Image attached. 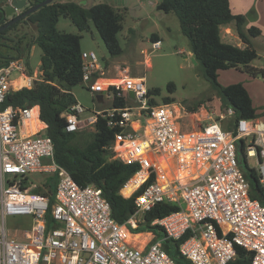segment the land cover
Listing matches in <instances>:
<instances>
[{"label": "built area", "instance_id": "obj_1", "mask_svg": "<svg viewBox=\"0 0 264 264\" xmlns=\"http://www.w3.org/2000/svg\"><path fill=\"white\" fill-rule=\"evenodd\" d=\"M160 45V40L152 43L154 49ZM82 62V84L96 108L85 116L87 109L74 104L62 114L66 130L95 129L102 119L115 131L113 158L140 165L133 176L140 179L137 187L128 196L121 190L123 196L153 180L136 195L131 217L118 223L100 187L80 186L56 162L38 105L0 109V264H177L163 242L188 232L179 248L191 264H229L237 257L236 246L252 252L251 264H264V205L250 195L238 151L244 139L246 159H258L264 185V123L259 118L235 121V109L222 105L218 114L206 109L200 125L185 121L190 112L173 102L159 103L144 77L109 78L94 52L83 51ZM41 74H29L22 59L1 67L0 104L9 91L32 88ZM122 98L125 104L116 105ZM33 174L57 177L51 210L49 198L33 192ZM162 202L180 207L151 223L164 237L134 232ZM12 215L32 218L22 240L10 234L7 218ZM139 215L143 222L136 223ZM144 234L155 239L141 242Z\"/></svg>", "mask_w": 264, "mask_h": 264}, {"label": "trees", "instance_id": "obj_2", "mask_svg": "<svg viewBox=\"0 0 264 264\" xmlns=\"http://www.w3.org/2000/svg\"><path fill=\"white\" fill-rule=\"evenodd\" d=\"M40 1L43 0H32L34 4ZM4 3V0H0V27L10 20L6 15ZM158 9L177 16L181 31L189 39L192 53L203 66L204 75L220 99L221 105L235 109V121L241 118H259L258 110L244 84L239 82L223 86L219 82V72L243 65L253 77L261 74L264 78V70L252 66V62L258 57L252 40L262 34L261 29L254 25L246 28L245 15L234 13L230 0H161ZM62 15L70 18L81 32L88 30L89 21H92L110 55L116 57L123 53L117 35L122 29L124 16L110 4L99 2L87 7L73 0L45 5L0 32V68L8 66L13 60L22 59L26 63L28 73L33 74L27 61L31 49L33 45H38L43 51L40 64L41 80H35L32 88L9 91L5 101L0 104V109L8 105L20 108L38 105L41 120L47 124L45 133L54 143L56 162L67 169L80 186L100 187L103 196L110 203L113 218L122 224L136 210V195L152 182L153 177L130 197L123 196L121 190L137 173L140 165L113 158L114 153L110 147L115 131L102 119L97 121L89 139L78 131L66 130L67 122L62 114L77 103L72 89L82 84L83 51L81 35L57 30L56 25ZM230 23H234L243 47L222 41L221 27ZM23 24L35 26L36 34L20 32L19 28ZM11 33L15 35L11 36ZM153 37L157 39V35ZM169 89L171 92L175 90L173 83L169 85ZM149 93L159 95L160 90H149ZM163 101L172 103L173 99L166 97ZM124 104V98L116 101V105ZM205 104L206 100L200 99L188 105L187 109L189 112L195 111ZM241 140L243 146L239 159L250 185V195L264 205V185L257 169L248 165L244 153V139ZM56 183V176H48L40 186L33 189V192L49 198L50 210L55 201ZM179 209L177 204L158 203L145 214V222L133 231L154 232L157 238H162L164 233L161 232L160 226H152L151 223ZM190 234L188 232L179 239L168 238L163 242L164 249L177 264H191L179 248ZM236 249L237 257L229 264H251L252 252L240 246H236Z\"/></svg>", "mask_w": 264, "mask_h": 264}, {"label": "rangeland", "instance_id": "obj_3", "mask_svg": "<svg viewBox=\"0 0 264 264\" xmlns=\"http://www.w3.org/2000/svg\"><path fill=\"white\" fill-rule=\"evenodd\" d=\"M67 1L73 0H58V2ZM76 1L82 4L81 1ZM99 2L110 4L124 16L122 29L117 35L123 50L121 55L116 57L110 55L92 21H89V29L81 32L70 18L62 15L56 25L57 30L81 35L82 51L94 52L97 55L99 61L107 67V77L142 76L146 80L148 89L160 90V94L156 95L159 103H163L164 98L170 97L176 107L180 110H182L181 107H184L188 111V105L203 99L206 100L204 106L206 108H214L218 114L221 108V101L216 97L210 82L206 79L203 66L200 63L195 64L193 62L192 58L194 55L191 43L183 35L177 16L172 12L166 13L158 9V4L161 0H93L94 4ZM231 2L232 4L230 5L234 13H240L242 8L249 6L245 15L246 28L254 25L251 23H259L257 22L256 11L257 7L258 12L261 11V7L264 8V0H252L250 2L246 0H231ZM12 16L13 14L10 17ZM19 29L20 32L27 31L32 35L37 32L35 26L31 27L27 24H23ZM261 31L262 34L254 38L253 41V47L256 49L258 57L252 62V66L264 68V31ZM13 35L15 34L11 33V36ZM153 35H157V39H154ZM157 40H160L161 45L160 48L154 49L152 43ZM223 41H229L228 43L237 46L243 45L238 35L230 40L224 39ZM42 55V49L38 45H33L27 60L33 72L40 71ZM219 82L223 86L232 83H243L253 95L254 105L257 107V112L264 123V78L261 74L253 77L245 70V66L240 65L239 68L221 70L219 72ZM171 83L175 86L173 92L169 89ZM72 93L77 103L87 109L84 115H92L96 108L95 100L85 85L75 86L72 89ZM210 97L213 99L209 100ZM200 110L190 111L191 114L187 116L192 117H185V121L196 118L194 114ZM226 121L221 124L223 128L227 125ZM206 123L208 122L205 121L203 124ZM93 131L94 128L92 126H86L78 132L85 134L86 138L89 139V134ZM247 163L250 167L256 168L257 171L260 169V164L255 156L248 157ZM31 178L37 183L36 187L46 180L43 179L44 175L42 174H33ZM36 187H33V189ZM136 220V223L143 222L139 217ZM31 223L32 218L28 215H12L7 218L10 234L20 240L25 238ZM146 237L150 241L155 239L154 235L144 234L143 237L140 236V241H145Z\"/></svg>", "mask_w": 264, "mask_h": 264}, {"label": "water", "instance_id": "obj_4", "mask_svg": "<svg viewBox=\"0 0 264 264\" xmlns=\"http://www.w3.org/2000/svg\"><path fill=\"white\" fill-rule=\"evenodd\" d=\"M55 0H43L40 1L36 4H34L33 6L29 7L27 10H25L24 12H22L21 14L17 15L16 17L12 18L11 20H9L6 24H4L3 26L0 27V32L2 30L7 29L8 27H10L11 25H13L14 23L22 20L23 18H26L28 15L34 13L35 11H37L38 9H40L41 7L51 4L53 3ZM29 5V1L28 0H12L10 5L7 6L6 8V15L8 17H10L13 13H15L18 10H22L25 7H27ZM93 5V0H88V7H91ZM193 62L195 64H197V60L196 58L193 56L192 58ZM129 96H131L132 98H134V93L130 92ZM97 100L98 102H102L103 101V94H99L97 96ZM242 146H243V141L239 140L238 141V151L239 154H241L242 151Z\"/></svg>", "mask_w": 264, "mask_h": 264}, {"label": "crops", "instance_id": "obj_5", "mask_svg": "<svg viewBox=\"0 0 264 264\" xmlns=\"http://www.w3.org/2000/svg\"><path fill=\"white\" fill-rule=\"evenodd\" d=\"M246 1H252V0H246ZM230 4H232V2H231V0H230ZM248 8H249V6L248 7H246V8H242V10H241V12H240V14H244V15H246L247 13V10H248ZM263 7H261V11L260 12H258V7H257V11H256V14H257V19H258V21L257 22H259V23H251V24H254L255 26H257L258 28H260L261 30H263L264 31V19H263V15H264V11H263ZM261 20V21H260ZM220 35H221V39H222V41L225 39V40H230L231 38H233V37H236V35H238L237 34V32H236V30H235V25H234V23H230V24H227V25H224V26H222L221 27V30H220ZM238 38H239V36H238ZM240 39V38H239ZM252 41H254V39L252 40ZM224 42V41H223ZM225 42H229V41H225ZM239 46H241V47H243V45H239ZM253 65V64H252ZM255 66V65H254ZM256 68H258V69H263L264 70V68L263 67H257V66H255ZM247 88V87H246ZM247 90H248V92L250 93V96H251V98H252V100H253V103H254V97H253V95L251 94V92H250V90L247 88ZM217 97V96H216ZM218 98V97H217ZM219 99V98H218ZM220 100V99H219ZM220 104H221V102H220ZM255 106V105H254ZM256 107V106H255ZM257 108V107H256ZM199 109H203V111H204V114H203V116L205 115V111H206V109H208V108H206V106H202V107H200ZM198 110V109H197ZM191 114V113H190ZM203 116H201V117H203ZM186 117H192V116H186ZM196 118H193V119H190L189 121L191 122L192 120L194 121V122H197V125H198V123H199V125H200V116H195ZM259 118H260V120H261V117L259 116Z\"/></svg>", "mask_w": 264, "mask_h": 264}, {"label": "bare ground", "instance_id": "obj_6", "mask_svg": "<svg viewBox=\"0 0 264 264\" xmlns=\"http://www.w3.org/2000/svg\"><path fill=\"white\" fill-rule=\"evenodd\" d=\"M179 113V112H178ZM203 114H204V111H203V109H201L200 111H198L197 113H195L194 115L195 116H203ZM139 181H140V179L139 178H137V177H133L129 182H128V184L123 188V190H122V192H123V194H125V195H129L136 187H137V185H138V183H139ZM140 219H142V217L139 215L138 216ZM137 217V218H138ZM136 222H137V220H136Z\"/></svg>", "mask_w": 264, "mask_h": 264}, {"label": "flooded vegetation", "instance_id": "obj_7", "mask_svg": "<svg viewBox=\"0 0 264 264\" xmlns=\"http://www.w3.org/2000/svg\"><path fill=\"white\" fill-rule=\"evenodd\" d=\"M11 1L12 0H4V7H5V9L7 8V6L8 5H10V3H11ZM29 1V5L27 6V7H25L24 9H22V10H18V11H16L15 13H13V16L12 17H8L10 20L12 19V18H14V17H16L17 15H19V14H21L22 12H24L25 10H27L29 7H31V6H33L34 5V3L32 2V0H28ZM74 1H76V0H74ZM79 1H81L82 2V5H84V6H87V4H88V0H79ZM54 2H58V0H55ZM37 3V2H36ZM35 3V4H36ZM94 4V3H93ZM88 7V6H87Z\"/></svg>", "mask_w": 264, "mask_h": 264}]
</instances>
